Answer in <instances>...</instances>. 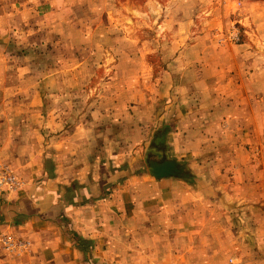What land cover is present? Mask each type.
<instances>
[{
    "label": "rangeland",
    "instance_id": "374dc122",
    "mask_svg": "<svg viewBox=\"0 0 264 264\" xmlns=\"http://www.w3.org/2000/svg\"><path fill=\"white\" fill-rule=\"evenodd\" d=\"M94 139L135 195L105 264H264V0H0V199ZM28 245L1 234L0 264H46Z\"/></svg>",
    "mask_w": 264,
    "mask_h": 264
},
{
    "label": "crops",
    "instance_id": "0c3cea01",
    "mask_svg": "<svg viewBox=\"0 0 264 264\" xmlns=\"http://www.w3.org/2000/svg\"><path fill=\"white\" fill-rule=\"evenodd\" d=\"M78 116L79 122L74 124L79 126L78 134H96L99 125L89 119L97 116V113ZM147 120L135 119L133 131L138 134L140 131L137 130H142L144 135L147 130V136L154 129ZM88 121L90 126L86 127ZM104 127L105 124L102 129ZM160 132L155 130L154 135L161 136ZM66 134L65 131V142ZM69 143L60 145L56 161L52 157V167L40 164L35 167L33 173L36 178L32 180L35 182L39 178L38 186L41 187H32V184L26 186L11 195L8 199L11 203L0 199V235L13 233L27 239L31 252H35L34 247H37L36 254L29 255L31 259L37 258L46 264H84L83 253L71 239L72 235H76L89 244L91 262L109 263L110 251L104 245L108 243L102 242L109 233L113 237L115 233L118 235L125 231L122 222L131 208V201L135 200V195H129L130 176H119L118 170L109 173V168L116 169L118 163L112 162L108 155L99 161L95 159V153L102 144L105 150L100 149L108 152L107 139L100 142L94 139L90 143L83 141L77 146L74 144V147ZM152 181L156 186L161 184V181ZM114 226L116 230H113Z\"/></svg>",
    "mask_w": 264,
    "mask_h": 264
},
{
    "label": "water",
    "instance_id": "95a60500",
    "mask_svg": "<svg viewBox=\"0 0 264 264\" xmlns=\"http://www.w3.org/2000/svg\"><path fill=\"white\" fill-rule=\"evenodd\" d=\"M148 173L155 179H162L177 175L179 173V169L178 165L173 160H150L148 162Z\"/></svg>",
    "mask_w": 264,
    "mask_h": 264
},
{
    "label": "built area",
    "instance_id": "2783aa9c",
    "mask_svg": "<svg viewBox=\"0 0 264 264\" xmlns=\"http://www.w3.org/2000/svg\"><path fill=\"white\" fill-rule=\"evenodd\" d=\"M2 179H5L4 177H2ZM9 182H12V179H8Z\"/></svg>",
    "mask_w": 264,
    "mask_h": 264
},
{
    "label": "bare ground",
    "instance_id": "6f19581e",
    "mask_svg": "<svg viewBox=\"0 0 264 264\" xmlns=\"http://www.w3.org/2000/svg\"><path fill=\"white\" fill-rule=\"evenodd\" d=\"M158 167H160V166H158Z\"/></svg>",
    "mask_w": 264,
    "mask_h": 264
}]
</instances>
